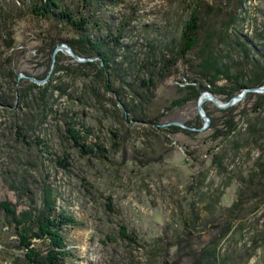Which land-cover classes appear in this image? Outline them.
I'll use <instances>...</instances> for the list:
<instances>
[{
    "label": "rangeland",
    "instance_id": "1",
    "mask_svg": "<svg viewBox=\"0 0 264 264\" xmlns=\"http://www.w3.org/2000/svg\"><path fill=\"white\" fill-rule=\"evenodd\" d=\"M103 1L106 5L101 12L105 14L99 35L103 39L107 36L105 43L113 51L110 61L114 70L107 71L105 81L106 75L98 74L100 61L94 58L85 62L92 66L79 74L72 71L79 63L59 52V65L67 70L55 74L51 58L45 83L52 80L64 94H53L44 102V110L39 101L31 103L33 97L27 101V136L31 141L38 137L44 142L41 159L34 148L16 143L15 127L27 117L22 116L24 108L19 111L0 107V202L7 201L24 211L28 198L19 199L9 184L25 178L36 195H40L42 184H47L58 197V211L77 223L64 229L66 250L72 255L67 264H192V251L198 252L210 235H215L213 228L228 219L233 228L220 241L217 259L227 258L226 264H242L240 258L243 264H264V244L251 254L244 253L262 229L257 217L263 206L259 213L252 210L260 198H244L240 217L236 213L228 216L240 190L249 187L255 163L264 160V139L251 136L244 119L238 121L237 134L219 146L209 137L208 129L184 135L166 133V127L156 129L152 125L157 118L162 124L183 125L200 118L197 101L171 112L166 110L182 96L178 89L187 85L182 76L186 67L178 63L161 76L154 66L164 52V43L178 39L187 18V5L200 1L204 7L235 12L239 21L234 30L264 55V0ZM237 1H241L240 6ZM65 3L79 6L77 0ZM5 4L9 5L10 0H0V5ZM132 16L135 20L122 33L119 48L112 49L111 40L120 23ZM21 20L12 29L16 43L9 53L14 56L12 67L22 76L20 80H28L26 77L33 79L47 71L45 56L37 55L36 50L42 33L52 27L45 20ZM59 34L72 37L66 31ZM166 56L169 57L167 53ZM237 61L239 57L234 52L230 58L232 67ZM203 106L213 118L221 117L212 103ZM132 107L136 108L139 122L130 121ZM241 109L242 106L237 111ZM42 115H46L44 121ZM68 129L80 133V144L103 148L106 160L98 152L85 156L73 147L67 139ZM261 181L264 183V172ZM2 221L0 217V264H25L24 253L14 249L17 241L12 227L2 226ZM241 224L243 228L238 230ZM122 228L135 238V243L129 244L121 237ZM34 246L43 248L38 242Z\"/></svg>",
    "mask_w": 264,
    "mask_h": 264
},
{
    "label": "trees",
    "instance_id": "2",
    "mask_svg": "<svg viewBox=\"0 0 264 264\" xmlns=\"http://www.w3.org/2000/svg\"><path fill=\"white\" fill-rule=\"evenodd\" d=\"M65 2L66 0H10L9 5H0V107L2 110H16L18 108L19 111L24 108L25 111L22 116L27 115V117L23 119L20 126L15 127L16 143H20V147L34 148L38 152V159H41V153L46 146L38 137L31 141L27 136L26 125L30 112L28 98L33 97L31 103L39 101L40 104H43L44 110L46 109L44 102L52 98L53 94L63 95L64 90L60 85L55 86L52 80L38 86L28 80L17 79L18 74L12 67L14 56L9 53L15 49L16 41L12 29L16 23L22 21V18L30 17L34 20H45L52 27L42 33L39 41L40 46L36 50L37 55L45 56L47 71L40 76H34L33 79L41 81L47 76L52 53L55 47L62 43L68 45L82 59L98 58L100 61L98 74L102 77L106 75L105 81H107V71L114 70V66L111 65L114 63L110 61L113 58V51L108 49L105 43L107 36L103 39L99 35V24L105 14L101 12V8L106 3L103 0H77L79 6L75 8ZM236 3L238 6L241 5V1ZM187 8L185 10L187 18L181 24L178 39L164 43V52L160 54L158 63L154 65L157 66L155 67L156 72L161 76L170 67L177 66L178 63H182L186 67L182 76L187 85L178 89L182 96L171 102L166 110L171 112L191 101L195 102L202 92H209L218 101L225 103L244 89L262 87L264 85V55L256 47L251 46L245 36L234 30L239 21L235 12H224L220 8L216 10L211 5L204 7L200 1L188 4ZM134 20L135 18L132 16L125 20L124 24L120 23L115 38L111 40L114 43L112 49L119 48L118 40ZM104 23L106 22L104 21ZM59 26H62L63 29ZM94 29L96 35H94ZM60 31L72 33V37L63 38L59 34ZM110 37L111 34L108 35V38ZM234 52L238 54L239 61L232 67L230 58ZM16 53L19 54L20 52ZM166 53L169 57L166 56ZM59 64L60 60L56 55L54 59L55 74L67 70ZM90 66H92L91 63L77 64L72 71L82 74L80 70L88 69ZM115 92L119 95L117 91ZM34 93L37 95L36 98ZM16 101L17 105L15 104ZM21 103L22 107H17ZM123 106L125 105L123 104ZM240 106L242 109L237 111ZM135 109L132 107L129 113L127 112L133 114L130 119L131 122L141 120L136 116ZM203 111L210 119L208 131L211 133L209 137L213 141H217V146L237 134L240 119H244L249 125L247 131L251 136L259 141L264 139V94L249 93L237 105L225 111L217 110L221 114L220 118H213L205 106H203ZM124 115L126 116V114ZM261 115L263 117H260ZM45 118L46 115H42V121ZM195 120L196 122L185 123L184 125L193 130L200 129L203 126V121L200 118ZM154 122L152 125L156 129L165 128L161 127L165 124H162L160 119L157 118ZM163 131L170 134H196L175 126L166 127ZM66 132L68 141L72 143L73 147L82 151L85 156L98 152L100 157H103L101 159L106 160L102 154L103 148L98 145L80 144L82 139L80 133L73 129H68ZM113 136L117 140L119 139L116 135ZM16 143L13 145V149L17 155ZM115 144L113 143V145ZM213 159L218 161L216 155H213ZM39 162L42 163L43 161ZM255 166L256 171L249 179V187L246 190H240L236 202L231 206L228 213V216L238 214L243 209L244 198H260L252 210L259 213L263 206L262 214L257 217V223L261 221L262 229L244 249V253L247 254H251V251L261 248L264 244V196H262L264 183L261 181V175L264 172V160L259 159ZM9 185L19 199L27 197L29 200L24 211L7 201L0 202L2 226L12 227L17 241L14 249L24 253L22 254L24 263L67 264V260L72 255L66 250L64 229L77 225L76 221L71 216L58 211L56 204L58 197L47 184H42L40 195H36L28 188L25 178ZM209 208L210 206L207 207V209ZM232 226L231 220L228 219L214 227L215 235L211 234L210 239L203 243L198 252L192 251V264H226L227 258L217 259L216 250L220 241L231 233ZM242 228L243 224L239 225L238 230H242ZM124 231L125 229L122 228L121 237L129 244L135 243V238L126 235ZM35 242L42 244L43 248H35ZM178 243L180 244V242ZM238 260L239 263H244L241 258Z\"/></svg>",
    "mask_w": 264,
    "mask_h": 264
},
{
    "label": "water",
    "instance_id": "3",
    "mask_svg": "<svg viewBox=\"0 0 264 264\" xmlns=\"http://www.w3.org/2000/svg\"><path fill=\"white\" fill-rule=\"evenodd\" d=\"M59 52H65L74 62L76 63H85V62H89L91 59H82L80 57H78L72 50L71 48L62 43L58 46L55 47L53 53H52V65L54 64V59L55 56L57 55V53ZM24 77V76H23ZM22 78V76H18L17 79L20 80ZM26 79H28L29 81L37 84V85H42L45 83V81L47 80V78H45L43 81H38L32 78H28L26 77ZM252 93V94H259L262 95L264 94V85L262 87L259 88H249V89H244L240 94L230 98L227 102L225 103H221L220 101H218L213 95H211V93L209 92H203L199 98L197 99V113L199 115V117L201 118V120L203 121V126L200 129L197 130H193L191 128L186 127L183 124L180 123H168L163 125L164 127H169V126H175L187 131H192V132H203L205 130H207L209 128L210 125V119L205 115L204 111H203V105L206 102H210L213 104V106L220 111H225L235 105H237L238 103L242 102L246 95ZM202 96H205L203 100H201Z\"/></svg>",
    "mask_w": 264,
    "mask_h": 264
}]
</instances>
